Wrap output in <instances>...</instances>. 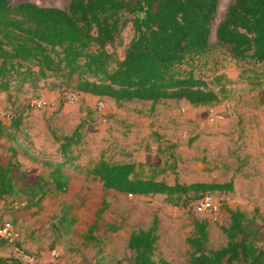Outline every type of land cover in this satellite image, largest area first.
<instances>
[{"label":"rangeland","instance_id":"1","mask_svg":"<svg viewBox=\"0 0 264 264\" xmlns=\"http://www.w3.org/2000/svg\"><path fill=\"white\" fill-rule=\"evenodd\" d=\"M232 2L219 0L208 48L175 67L178 72L191 71L215 91L222 86L216 103L192 106L185 100H165L117 105L83 93L69 103L65 93L75 90L74 84L53 86L59 81L52 77L35 86L25 83L20 89L0 91V124L13 132V119H21L16 141L0 137V165L11 164L15 183L14 192L0 199V229L4 223L11 227L0 239V257L22 262L28 255L34 258L32 264H43L42 259L51 264H129L134 255L127 246L130 232L147 229L156 217L154 258L188 264L192 248L187 238L194 232V221L207 224L208 247L219 248L228 240L222 228L230 224V209L246 214L247 231L264 250V63L235 60L217 44L216 27ZM133 37L129 22L107 46L115 61L123 58ZM39 98L49 104L34 108L31 102ZM212 113L222 118L213 119ZM75 129L78 142L70 148L72 159L65 169L68 187L55 191L51 167L42 161H63L59 144ZM10 147L16 148L15 157ZM101 159L134 162L142 178L168 184L231 181L233 190L213 191L220 206L210 218L195 211L197 198L191 193L129 196L104 189L97 179L84 175ZM71 164L81 171H73ZM53 249L60 253L56 259L50 255Z\"/></svg>","mask_w":264,"mask_h":264},{"label":"trees","instance_id":"2","mask_svg":"<svg viewBox=\"0 0 264 264\" xmlns=\"http://www.w3.org/2000/svg\"><path fill=\"white\" fill-rule=\"evenodd\" d=\"M219 0H70L65 9L31 2L15 5L0 0V91L20 89L23 84L52 77L54 86L74 84L76 91L113 100L117 105L134 101L185 100L192 106L216 103L224 92L196 77L191 71L178 72L188 55L209 46L211 22ZM132 23L134 37L115 61L107 46ZM217 44L235 60L264 63V0H233L216 27ZM115 62V67L111 65ZM21 119H13L10 132L0 124V137L16 141ZM78 129L59 144L63 161L51 163V185L65 191L71 162L70 148L78 142ZM11 156L16 148L10 147ZM27 151V150H26ZM25 151V152H26ZM34 161V156L28 155ZM71 169L80 172L78 165ZM134 162L110 163L103 159L84 171L104 189L144 196L167 197L191 193L194 198L213 191H232L231 181L168 184L137 175ZM11 164L0 165V199L14 192ZM104 206L96 211L99 218ZM230 224L222 228L227 243L208 247L207 224L194 221L187 238L192 251L188 264H264L259 249L247 231L246 214L228 210ZM93 229V225L90 230ZM157 218L147 229L130 232L127 246L134 252L129 264H169L155 259ZM0 264H23L13 257H0Z\"/></svg>","mask_w":264,"mask_h":264},{"label":"built area","instance_id":"3","mask_svg":"<svg viewBox=\"0 0 264 264\" xmlns=\"http://www.w3.org/2000/svg\"><path fill=\"white\" fill-rule=\"evenodd\" d=\"M82 93L76 91V90H69L65 93V99L67 100V102L69 103H74L75 101H77L79 99V97H81ZM31 104L33 105L34 108L36 109H40L45 107V105L49 104V101L43 98H39L36 100H33L31 102ZM104 107V103L100 100L98 102V108L102 109ZM213 112V111H212ZM211 118H222L221 116H217L214 115L213 113L211 114ZM129 196H133L132 194H128ZM219 206L220 203L219 201L214 197V195L212 193H207L204 194L203 196H201L200 198H198L195 203H194V208L195 211L202 213L210 218H215L218 210H219ZM11 231V227L9 226V224L4 223L3 226L0 229V239L1 238H6L8 235V232ZM16 251H18V249L15 247L14 248ZM50 255L52 258L56 259L59 257L60 253L59 251H57L56 249H53L50 252ZM18 260V259H17ZM23 264H32L34 262V258L26 255L23 256ZM20 261V260H19ZM21 262V261H20ZM21 262V263H22Z\"/></svg>","mask_w":264,"mask_h":264},{"label":"crops","instance_id":"4","mask_svg":"<svg viewBox=\"0 0 264 264\" xmlns=\"http://www.w3.org/2000/svg\"><path fill=\"white\" fill-rule=\"evenodd\" d=\"M13 1L15 2V4H18L21 2H31V3H34L36 5H39L37 3V1H32V0H13ZM49 1L52 2L53 4L44 5V7H57L60 9H65L70 2V0H49ZM15 4H12V5H15ZM85 95H90V94H85ZM90 96H94V95H90ZM96 97H98V96H96ZM109 100H111V99H109ZM42 260L44 261V262L42 261L43 264H51V263H48L49 261H47L46 259H42Z\"/></svg>","mask_w":264,"mask_h":264}]
</instances>
